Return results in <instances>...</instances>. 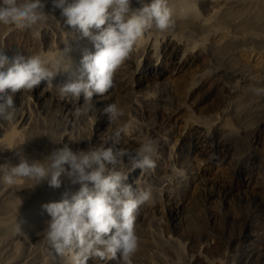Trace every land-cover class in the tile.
Masks as SVG:
<instances>
[{
	"label": "rangeland",
	"instance_id": "374dc122",
	"mask_svg": "<svg viewBox=\"0 0 264 264\" xmlns=\"http://www.w3.org/2000/svg\"><path fill=\"white\" fill-rule=\"evenodd\" d=\"M42 2L48 19L31 29L0 24V48L10 59L39 55L59 69L45 81L47 100L38 101L34 88L15 93V119L0 120V139L7 138L0 164L14 166L20 156L43 162L65 144L74 152L105 147L119 130L118 149L151 143L155 162L144 170L127 158L115 165L123 183L151 192L134 213L132 264H264V95L253 91L264 88V0H168L174 24L146 31L114 86L79 117L82 94L77 100L60 87L80 76L83 55L95 47L65 24L52 0ZM196 16L209 24L197 25ZM112 103L123 115L110 122L102 110ZM15 129L20 134L9 138ZM7 171H0V264H72V252L50 253L51 217L34 206L70 199L80 185L63 175L59 188L28 178L8 185Z\"/></svg>",
	"mask_w": 264,
	"mask_h": 264
},
{
	"label": "clouds",
	"instance_id": "9594fccd",
	"mask_svg": "<svg viewBox=\"0 0 264 264\" xmlns=\"http://www.w3.org/2000/svg\"><path fill=\"white\" fill-rule=\"evenodd\" d=\"M132 2L52 0L65 24L90 38L95 47L94 53L83 55L80 76L60 87L62 95L77 100L83 94L84 104L75 110L77 117L95 110L94 95L102 96L114 86V73L146 31L153 27L167 31L174 24L168 0H135L139 5L136 8ZM44 7L42 0H0V24L31 29L48 19ZM93 29L97 30L95 34ZM58 71H51L39 55H17L10 59L0 48V120L15 119V93L31 90L42 81L50 83ZM8 89L10 94L6 92ZM253 91L264 95V88ZM102 114L113 122L123 115V110L112 103L103 108ZM119 142L118 130L114 144ZM152 151L151 143L142 144L135 152L103 146L74 152L65 144L43 162L20 156L14 166L0 164V171L8 169L4 177L8 185L16 184L17 178H28L35 181L34 185L47 180L49 186L59 188L62 175L73 185H80L70 199L65 194L61 201L43 205L51 217L45 239L52 255L72 252V264H88L94 257L115 264H132L138 248L134 213L149 200L151 192L123 183L127 176L116 171L115 165L127 158L133 169H152L155 167Z\"/></svg>",
	"mask_w": 264,
	"mask_h": 264
},
{
	"label": "bare ground",
	"instance_id": "6f19581e",
	"mask_svg": "<svg viewBox=\"0 0 264 264\" xmlns=\"http://www.w3.org/2000/svg\"><path fill=\"white\" fill-rule=\"evenodd\" d=\"M208 1H210V0H208ZM212 1V0H211ZM193 21H195L196 22V24L197 25H199V26H201L202 28L203 27H206L208 24H209V22H210V19H208V18H200L199 16H196V17H194V19H193ZM179 66L180 67H182V63H180L179 64ZM139 73H140V71H141V67H139ZM151 72L152 73H155V72H157V74H158V67H152L151 69ZM159 74L161 75V77H164L163 76V70H161L160 72H159ZM9 90L10 89H8V90H6V92L8 93L9 92ZM49 90H48V88H47V84L45 83V81H42L41 83H40V85L39 86H37V87H35L34 88V93L35 94H37L38 95V101H44V99H46L47 100V98H48V95H49ZM21 94H23V92L21 91L20 92ZM21 94H17L18 96H20L21 97ZM97 96H99V95H94V97H93V100H94V102H95V100H96V97ZM50 98V97H49ZM82 101H84V96H83V94H82ZM18 129H15V130H13V131H11L9 134H8V136H9V138H15V137H17L19 134H20V131H17ZM3 129L2 128H0V134H2L3 133ZM6 135V134H5ZM5 135H2V136H5ZM6 140H7V138H3V139H0V148H2V147H4L5 145H6ZM106 148L107 147H114L115 149H118V147H119V143L118 144H114V138H111L107 143H106V145H104ZM109 166H111V165H109ZM242 174H243V172H242ZM246 174V173H245ZM246 176V175H245ZM244 176V174H243V177H241L242 179H241V181L242 182H244V183H249L250 182V179L249 178H246ZM231 194H233V192L232 191H229ZM44 204H46V201H42L41 203H39V204H37V205H35L34 207H35V209L37 208V209H39L40 207L41 208H43V205ZM18 223V222H17ZM15 224H16V222H15ZM245 237H247V236H245ZM90 263H92L91 262V260H90ZM107 264H109V261H107Z\"/></svg>",
	"mask_w": 264,
	"mask_h": 264
}]
</instances>
